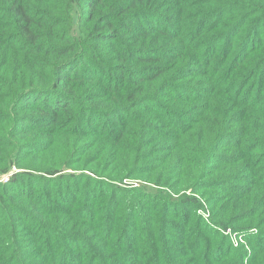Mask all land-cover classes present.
<instances>
[{
  "label": "trees",
  "instance_id": "trees-1",
  "mask_svg": "<svg viewBox=\"0 0 264 264\" xmlns=\"http://www.w3.org/2000/svg\"><path fill=\"white\" fill-rule=\"evenodd\" d=\"M5 176L0 264H264V0H0Z\"/></svg>",
  "mask_w": 264,
  "mask_h": 264
},
{
  "label": "rangeland",
  "instance_id": "rangeland-1",
  "mask_svg": "<svg viewBox=\"0 0 264 264\" xmlns=\"http://www.w3.org/2000/svg\"><path fill=\"white\" fill-rule=\"evenodd\" d=\"M6 177V176H5ZM5 177H1L0 178V181L1 182H4L6 179H5ZM139 182L140 181H138L137 179H135V178H133V179H124L123 180V183H125V184H132L133 186H137L138 184H139ZM204 210L201 208V207H197L196 208V212H198V213H200V212H203ZM205 212V211H204ZM233 233V232H232ZM233 234H235L237 237H239L238 239H237V245H234L233 243H232V241H231V243H232V245L234 246V247H237V246H240V245H242V246H244L245 248H247L248 249V245H247V241H246V238L244 237V236H242V235H238V234H236V233H233Z\"/></svg>",
  "mask_w": 264,
  "mask_h": 264
},
{
  "label": "built area",
  "instance_id": "built-area-1",
  "mask_svg": "<svg viewBox=\"0 0 264 264\" xmlns=\"http://www.w3.org/2000/svg\"><path fill=\"white\" fill-rule=\"evenodd\" d=\"M5 179H7V176L5 177ZM224 234L229 236L230 240L232 241V243L234 245H237V239L239 237H237L235 234H233L229 229H227L226 231H224Z\"/></svg>",
  "mask_w": 264,
  "mask_h": 264
}]
</instances>
